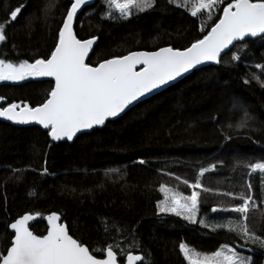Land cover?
I'll use <instances>...</instances> for the list:
<instances>
[{"label":"trees","instance_id":"1","mask_svg":"<svg viewBox=\"0 0 264 264\" xmlns=\"http://www.w3.org/2000/svg\"><path fill=\"white\" fill-rule=\"evenodd\" d=\"M21 4L27 7L6 27L0 59L31 63L51 54L70 0H0V22L9 19V9ZM46 5H52L47 14ZM106 12L105 0H95L74 23L77 38L97 37L87 60L90 65L137 50L183 49L202 38L201 23L207 19L192 17L169 0H154L152 8L134 10L127 19L118 13L108 18ZM233 53L240 59L233 61ZM257 64L264 65V39L237 42L218 64L192 69L72 141L55 142L42 127L0 120V251L9 243L8 225L17 217L36 215L30 229L43 235L44 216L56 212L75 239L90 250L113 245L119 261L124 260L123 249L144 256L140 264H187L181 243L204 253L227 243L250 256L253 264H264L259 243L241 248L245 242L234 233L212 231L215 223L235 214L211 212L213 207L229 208L239 202L219 193L239 195L250 182L259 206L251 210L248 223L264 238V175L258 171L249 175L246 167L264 162V71ZM52 86L51 80L38 77L2 81L0 96L8 103L35 107ZM201 169H210L201 177L210 191L201 192L198 219L207 215L209 226L160 213L157 203L164 199L160 185L191 195L192 189L182 181L195 183Z\"/></svg>","mask_w":264,"mask_h":264},{"label":"snow or ice","instance_id":"2","mask_svg":"<svg viewBox=\"0 0 264 264\" xmlns=\"http://www.w3.org/2000/svg\"><path fill=\"white\" fill-rule=\"evenodd\" d=\"M88 3L89 0H70L58 27L55 46L46 58L35 59L31 63L28 60L13 63L0 59V81L51 77L55 82L44 101L35 107L24 102L8 103L6 97L0 96V117L19 124L34 122L47 130L52 141L64 138L72 141L81 130L103 125L108 118L117 117L134 101L195 66L206 61L219 63L221 54L234 42H243L246 38L264 39V0H183V4L180 0H169L170 4L184 7L192 17H207L200 27L202 38H196L182 50L162 47L157 51H133L91 66L86 58L97 37L79 39L73 28L78 10ZM105 4L108 18L118 13L121 18L127 19L134 10L144 12L152 8L154 0H105ZM25 7L26 4H21L9 9V19L0 22V42L6 40V27L19 18ZM51 7L45 6V14ZM217 12L220 14L213 19ZM208 21H212L210 26ZM231 59L237 61L240 56L233 53ZM256 68L264 71V65L257 64ZM244 82L249 83L247 79ZM261 86L264 87V83ZM245 125L246 121L240 127ZM246 167L250 169L249 175L257 171L264 175V162L250 163ZM209 170L201 169L195 183L187 179L182 181L192 189L191 195L161 184L159 190L164 199L157 203L159 212L171 213L189 223L208 227L209 217L206 215L198 219V213L201 192L210 191L201 182V177ZM219 194L239 202L229 208L211 209L212 213L235 214L233 218L215 223L212 231L226 229L234 233L245 242L239 246L241 248L249 242L264 247V238L257 235L248 223L251 210L259 206L252 184L249 182L246 191L239 195L230 191ZM34 219V215L25 214L8 225L14 235L10 234L9 243L0 251V264H118L113 245L90 250L74 239L64 224L57 222L60 219L57 213L46 217V235H37L30 230L29 222ZM179 247L187 264H253L250 256L242 255L237 247L227 243L221 244L211 254L197 252L184 243ZM96 251L103 253L102 259L94 255ZM120 255L125 257L124 264H138L145 259L131 251L125 253L123 249Z\"/></svg>","mask_w":264,"mask_h":264},{"label":"water","instance_id":"3","mask_svg":"<svg viewBox=\"0 0 264 264\" xmlns=\"http://www.w3.org/2000/svg\"><path fill=\"white\" fill-rule=\"evenodd\" d=\"M95 2V0H89V3L87 4V5H85V6H82V8L80 9V10H78V13L84 8V7H86V6H89V5H91V4H93ZM78 13H77V15H78ZM77 17V16H76ZM76 17L74 18V23H75V20H76ZM73 28H74V24H73ZM88 39H90V38H88ZM247 39H251V38H246L245 40H247ZM96 42H97V40H96ZM96 42L94 43V46H93V49H94V47H95V45H96ZM237 42H234L233 43V45L234 44H236ZM233 45H230L229 46V49L233 46ZM162 48V47H161ZM93 49L92 50H90V53H89V56L86 58V62H87V60H88V58L90 57V55H91V53H92V51H93ZM229 49H225L224 50V52L221 54V57L229 50ZM157 50H159V49H156V50H152V51H157ZM182 50V49H181ZM137 51H147V50H137ZM127 55V54H126ZM221 57H220V59H221ZM110 59V58H109ZM102 62V61H101ZM216 64H218V63H215V62H212V61H206V62H204V63H202V64H200V65H197V66H195L194 68H199V67H203V66H207V65H216ZM91 66H96V65H91ZM139 65L137 66V70H139ZM193 68V69H194ZM192 69H190L188 72H186V73H183L181 76H179V77H177L175 80H173V81H170V82H168V84H166V85H163V86H161L160 88H158V89H154L152 92H150V93H147V94H145L143 97H141L138 101H134L131 105H129L122 113H120L117 117H110V118H108L107 120H112V119H116V118H118L119 116H121L122 114H124L125 112H127L129 109H131L132 107H134L137 103H139V102H141V101H143V100H145V99H147V98H149V97H151V96H153V95H155V94H157V93H159L160 91H162V90H164L165 88H167L168 86H170V85H172V84H174V83H176L177 81H179L180 79H182V78H184L187 74H189L190 73V71H191ZM39 79H41V80H51L52 82H53V86H54V80L51 78V77H38ZM6 107V106H5ZM0 120H2V121H4V122H6V123H9V124H11V125H14V126H39V127H42V126H40V125H37V124H35L34 122H30V123H28V124H19V123H15V122H13V121H9V120H6L5 118H3V117H0ZM106 120V121H107ZM97 126H100V125H95L94 127H97ZM93 127V128H94ZM92 128V129H93ZM91 129H85V130H81V132H79V133H77L76 134V136H78L79 134H81V133H85V132H88V131H90ZM76 136H74L73 137V139H75L76 138ZM50 138V137H49ZM51 139V138H50ZM60 141H68L66 138H64V139H62V140H60ZM55 142H57V141H55ZM53 212H51V213H49V214H47V215H45L44 216V221H45V223H46V226L48 227V224H47V219H46V217L48 216V215H50V214H52ZM56 213V212H55ZM25 214H29V213H25ZM25 214H23V215H25ZM23 215H21V216H23ZM32 215V214H31ZM57 215L60 217V219H59V221H57L58 223H61V224H64L65 226H66V228L68 229V227H67V225H66V223L65 222H63L62 220H61V216L57 213ZM21 216H19V217H21ZM35 217H36V215H34ZM19 217H17L16 219H18ZM15 219V220H16ZM14 220V221H15ZM14 221H12L11 223H13ZM32 221H30L29 222V225H30V223H31ZM10 223V224H11ZM9 224V225H10ZM9 230H10V232L12 233V235H14V232L9 228ZM31 230V229H30ZM32 231V230H31ZM34 233V232H33ZM46 233H47V229H46V232L43 234V235H46ZM35 234V233H34ZM70 234V233H69ZM71 235V234H70ZM74 238V237H73ZM75 239V238H74ZM85 245V244H84ZM86 246V245H85ZM133 254H136V253H133ZM138 255H141V254H138ZM97 258H103V256H101V257H97ZM118 259V258H117ZM124 260H125V257H124ZM124 260H123V262H120L119 260H118V264H124ZM141 262H138V264H140Z\"/></svg>","mask_w":264,"mask_h":264},{"label":"rangeland","instance_id":"4","mask_svg":"<svg viewBox=\"0 0 264 264\" xmlns=\"http://www.w3.org/2000/svg\"><path fill=\"white\" fill-rule=\"evenodd\" d=\"M0 82H2V81H0ZM229 245V244H228ZM229 246H231V245H229ZM218 249V248H217ZM237 251H239V249L237 248ZM198 252V251H197ZM240 252V251H239ZM200 253H202V254H211L212 252H210V253H204V252H200ZM242 255H244V256H248L247 254H245V253H242V252H240Z\"/></svg>","mask_w":264,"mask_h":264},{"label":"flooded vegetation","instance_id":"5","mask_svg":"<svg viewBox=\"0 0 264 264\" xmlns=\"http://www.w3.org/2000/svg\"><path fill=\"white\" fill-rule=\"evenodd\" d=\"M120 262H123V261H120Z\"/></svg>","mask_w":264,"mask_h":264},{"label":"bare ground","instance_id":"6","mask_svg":"<svg viewBox=\"0 0 264 264\" xmlns=\"http://www.w3.org/2000/svg\"><path fill=\"white\" fill-rule=\"evenodd\" d=\"M169 87V86H168Z\"/></svg>","mask_w":264,"mask_h":264}]
</instances>
